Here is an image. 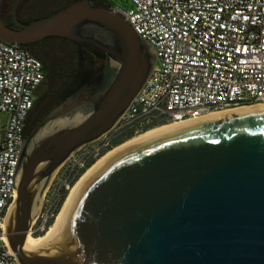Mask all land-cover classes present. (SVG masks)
<instances>
[{"label": "water", "instance_id": "1", "mask_svg": "<svg viewBox=\"0 0 264 264\" xmlns=\"http://www.w3.org/2000/svg\"><path fill=\"white\" fill-rule=\"evenodd\" d=\"M115 10L80 0L22 30L0 20L5 43L61 37L113 66L104 85L83 87L26 136L5 215L18 264H264V106L214 114L118 153L82 185L45 244L26 248L53 174L114 128L155 68L152 47Z\"/></svg>", "mask_w": 264, "mask_h": 264}, {"label": "built area", "instance_id": "2", "mask_svg": "<svg viewBox=\"0 0 264 264\" xmlns=\"http://www.w3.org/2000/svg\"><path fill=\"white\" fill-rule=\"evenodd\" d=\"M115 11L152 47L155 68L114 128L60 168L62 179L46 194L32 235L50 230L89 162L114 149L113 140L125 130L264 104V0H130L126 10ZM44 80L38 58L0 40V113L8 117L0 143V264H18L5 215L17 197L27 120Z\"/></svg>", "mask_w": 264, "mask_h": 264}, {"label": "flooded vegetation", "instance_id": "3", "mask_svg": "<svg viewBox=\"0 0 264 264\" xmlns=\"http://www.w3.org/2000/svg\"><path fill=\"white\" fill-rule=\"evenodd\" d=\"M17 2L18 0H0V20L8 27L15 30H22L21 26L28 25L31 22L40 19L48 18L63 9L60 4H57L52 0L49 2H46L45 0H20L15 14V6ZM104 4L112 6L107 0H105ZM81 33L86 36H93L92 31L89 32L85 29H82ZM60 45H64L69 54H77L79 67L84 66L86 69L84 77H81L72 87L70 98L85 86L92 87L105 84L107 78L112 74L113 66L111 58L103 52L91 46L78 44L61 37H48L38 42L26 44L32 52L45 57L50 55L52 48L56 46L59 47ZM85 80L89 83H86ZM28 131L29 124L27 123L26 136ZM53 185L54 183H51V185L49 184V186H47V188H49L47 193L52 190Z\"/></svg>", "mask_w": 264, "mask_h": 264}, {"label": "trees", "instance_id": "4", "mask_svg": "<svg viewBox=\"0 0 264 264\" xmlns=\"http://www.w3.org/2000/svg\"><path fill=\"white\" fill-rule=\"evenodd\" d=\"M49 2L50 0H45ZM53 2L60 4L61 8H65L72 3H75L80 0H52ZM96 3L104 4L105 0H94ZM105 5V4H104ZM28 52H30L34 57L38 58L44 65L45 69V80L40 86L39 90L36 93L35 105L31 111L27 123L29 124V135L31 129L36 125V123L47 113H49L55 106L59 105L67 98L70 97L72 93V87L76 82L79 81L81 77L85 75V67L78 65V56L77 54L71 55L64 47V45L56 46L52 48V51L48 57L40 56L32 52L26 45H20ZM58 47V48H57ZM77 62V63H76ZM87 83L88 81L85 80ZM89 83V82H88ZM165 120H156L143 127L133 128L125 130L122 134L118 135L112 143L113 148L119 146L120 144L130 140L136 135V132L139 130V133L146 132L151 128L165 125ZM93 162H89L88 167L92 166ZM85 173V172H84ZM83 172L81 174H84ZM79 175V177L81 176ZM78 177V178H79ZM64 201V200H63ZM63 201L60 203L58 212L61 208ZM52 224V223H51ZM42 234H34L33 236L38 238Z\"/></svg>", "mask_w": 264, "mask_h": 264}, {"label": "bare ground", "instance_id": "5", "mask_svg": "<svg viewBox=\"0 0 264 264\" xmlns=\"http://www.w3.org/2000/svg\"><path fill=\"white\" fill-rule=\"evenodd\" d=\"M259 106H264V104H261V105H255V106H250V107H243V108H239V109H234V110H230V111H226V112H234V111H238V110H243V109H248V108H253V107H259ZM222 113H225V112H222ZM211 116V115H210ZM202 119V118H201ZM199 120V119H197ZM193 121H196V120H191V121H188V122H182V123H177V124H172V125H166V127H163V128H159V129H156V130H153L145 135H142L138 138H135L131 141H129L128 143H126L125 145L115 149L113 152H110L109 154H107L104 158H102L92 169H90L86 175L81 179V181L77 184V186H75L74 189H72L71 191V194L70 196L67 198L66 202H65V205L63 207V210H61V214L59 216H57V221L56 223H54L55 225H53L49 232L41 237V238H35L33 236H31V234L28 235V238H27V241H26V248L29 250V252H35L36 250H38L39 248H41L45 242L47 241V239L49 238V236L52 234V232L55 230L56 226L58 225L59 221L61 220V218L63 217V215L66 213L71 201L73 200V198L75 197V195L78 193V191L80 190V188L82 187V185L104 164L106 163L107 161L111 160L112 158H114L116 155H118V153L122 152V151H125L151 137H154L160 133H163V132H166V131H169L171 129H174V128H177L179 126H182V125H185V124H188L190 122H193ZM39 210V207L38 209L36 210V212H38Z\"/></svg>", "mask_w": 264, "mask_h": 264}, {"label": "rangeland", "instance_id": "6", "mask_svg": "<svg viewBox=\"0 0 264 264\" xmlns=\"http://www.w3.org/2000/svg\"><path fill=\"white\" fill-rule=\"evenodd\" d=\"M107 2L108 3H110L112 6H114L115 8H121V9H123V10H126L128 7H129V4H130V0H107ZM239 111V110H238ZM226 113V112H225ZM7 115L6 114H3V113H0V143H1V141H2V130H3V127L5 126V124H6V122H7ZM163 127H166V125H162V126H158V127H155V128H151L150 130H148V131H146V132H143V133H138L137 135H135L133 138H131L130 140H128V141H126L125 143H123V144H121V145H119V146H117V147H115L114 149H112V150H110L108 153H106L104 156H102L98 161H96L83 175H82V177L75 183V185H74V188H75V186H77V184L81 181V179L86 175V173L90 170V169H92L102 158H104L107 154H109L110 152H113L115 149H117V148H119V147H121V146H123V145H125L126 143H128L129 141H131V140H133V139H135V138H138V137H140V136H142V135H145V134H147V133H149V132H151V131H153V130H156V129H159V128H163ZM61 175V173L60 172H55L54 174H53V176H52V178H51V181H50V185H51V183H55L54 181H56L57 180V178H59V179H62V177L60 176ZM58 179V180H59ZM73 188V189H74ZM49 188H47L46 189V191L44 192V194L42 195V197L40 198V201H39V211L42 209V207L44 206V204H45V195L47 194V190H48ZM72 192V191H71ZM71 192H70V194H71ZM70 194H69V196H70ZM68 196V197H69ZM67 200V199H66ZM66 202V201H65ZM65 202H64V204H63V206H62V208H61V210H63V207H64V205H65ZM60 214H61V211H60ZM59 214V215H60ZM38 215V214H37ZM37 215H36V217H37ZM58 215V216H59ZM56 221H57V219H56ZM56 221L54 222V223H56ZM53 225H55V224H53ZM49 232V231H48ZM47 232V233H48ZM46 233V234H47ZM46 234H44V235H42V236H40V237H38V238H41V237H43V236H45ZM31 236H33L32 234H31ZM34 237V236H33ZM36 238V237H35Z\"/></svg>", "mask_w": 264, "mask_h": 264}]
</instances>
